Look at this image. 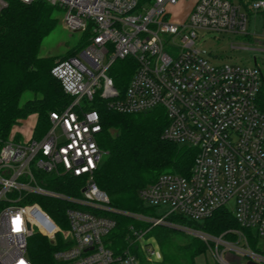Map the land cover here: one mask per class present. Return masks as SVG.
Wrapping results in <instances>:
<instances>
[{"label":"built area","instance_id":"2783aa9c","mask_svg":"<svg viewBox=\"0 0 264 264\" xmlns=\"http://www.w3.org/2000/svg\"><path fill=\"white\" fill-rule=\"evenodd\" d=\"M44 1L60 8L67 29L89 34L76 55L50 69L71 101L48 113L43 136L21 139L15 133L0 139V264H32L28 241L35 233L51 242L61 234L69 243L54 251L58 264H139L130 248L114 252L105 246L116 223L104 212L196 236L208 245L214 262L264 264V254L249 247L240 229L215 236L167 219L177 214L200 221L225 207L264 250V111L257 105L262 71L256 63L213 64L199 42L210 32L248 35V13L264 9V0H195L181 22L172 21L168 10L179 0L143 5L138 0ZM7 5L0 0V10ZM126 58L133 62V72L120 89L110 72L117 60ZM95 95L108 109L123 113L162 107L167 116L162 137L196 148L189 175L162 173L139 189L144 203L165 208L160 216L111 207L94 180L104 153L98 145L99 112L88 107ZM66 175L83 178L79 195L45 185ZM37 196L68 203L67 228L45 213ZM144 233L132 229L130 242L141 243L146 260L159 259L157 244Z\"/></svg>","mask_w":264,"mask_h":264},{"label":"trees","instance_id":"16d2710c","mask_svg":"<svg viewBox=\"0 0 264 264\" xmlns=\"http://www.w3.org/2000/svg\"><path fill=\"white\" fill-rule=\"evenodd\" d=\"M151 1L138 0V3L143 5ZM7 2L8 5L0 10V139H7L16 124L33 114L37 119L31 136L39 139L48 128V113L62 110L71 101L59 80L50 73L58 56L40 55L42 40L55 28L57 13L61 10L44 0ZM259 13L264 17V9ZM88 34V31L83 32L61 59L76 55L86 45ZM132 72L133 62L126 58L117 60L110 74L115 86L124 89ZM257 105L264 111V81L257 95ZM88 107L96 109L100 115L102 130L98 145L104 153L94 172V180L107 194L109 205L132 214L160 216L154 206L145 205L140 199L139 189L155 181L162 173L189 175L196 148L162 137L167 124L162 107L123 113L108 109L98 95L93 97ZM15 137L19 138V135ZM51 181L45 185L65 195L75 196L80 194L83 178L66 175ZM36 200L61 228L68 227L65 217L67 202L45 196H37ZM102 214L112 217L116 223L104 238L105 246L114 252L130 248L138 255L139 264H197V258L207 251L208 245L204 241L180 229L151 226L149 222L119 212ZM167 219L215 236L228 229H240L249 247L264 254L251 230L240 227L225 207L217 208L200 221L177 214L168 215ZM132 229H141L146 239L154 240L161 254L159 259H145L139 242H130ZM225 236L230 238L232 235L227 233ZM68 244L61 234H57L55 241L51 242L35 233L28 241V255L32 264H58L53 253Z\"/></svg>","mask_w":264,"mask_h":264},{"label":"rangeland","instance_id":"374dc122","mask_svg":"<svg viewBox=\"0 0 264 264\" xmlns=\"http://www.w3.org/2000/svg\"><path fill=\"white\" fill-rule=\"evenodd\" d=\"M194 1L195 0H179L177 4L168 7L171 13V20L174 22H181L189 12ZM57 17L58 23L55 28L44 37L40 47L41 56H58L55 62L60 60L61 56L78 42L82 34L78 31L72 32L64 26L62 11L57 13ZM262 27L263 17L261 14L259 12L248 13V35L210 32L199 39V42L202 47L209 51L213 64L224 63L254 66L256 63V65L260 67L264 78V35ZM36 119L37 116L33 114L22 120L13 127L11 135L17 133L21 136V139L29 138L32 134ZM144 204L148 205L146 203ZM155 209L157 215L165 211L163 207H155ZM260 243L264 244L263 241H260ZM139 245L141 246L140 242ZM213 263L214 258L208 251L197 258V264Z\"/></svg>","mask_w":264,"mask_h":264},{"label":"water","instance_id":"95a60500","mask_svg":"<svg viewBox=\"0 0 264 264\" xmlns=\"http://www.w3.org/2000/svg\"><path fill=\"white\" fill-rule=\"evenodd\" d=\"M248 264H259V263L250 261Z\"/></svg>","mask_w":264,"mask_h":264}]
</instances>
